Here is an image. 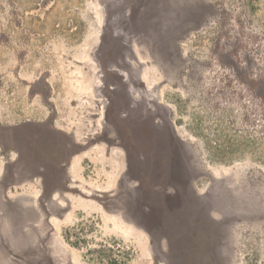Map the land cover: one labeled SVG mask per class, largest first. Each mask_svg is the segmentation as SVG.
Here are the masks:
<instances>
[{"label": "rangeland", "instance_id": "rangeland-1", "mask_svg": "<svg viewBox=\"0 0 264 264\" xmlns=\"http://www.w3.org/2000/svg\"><path fill=\"white\" fill-rule=\"evenodd\" d=\"M249 94L264 0H0V264H264Z\"/></svg>", "mask_w": 264, "mask_h": 264}, {"label": "trees", "instance_id": "trees-1", "mask_svg": "<svg viewBox=\"0 0 264 264\" xmlns=\"http://www.w3.org/2000/svg\"><path fill=\"white\" fill-rule=\"evenodd\" d=\"M258 0H251L252 3H256ZM248 88L250 84H247ZM248 96L251 99L248 101L251 103V107H254V110H250L249 107L244 106V114L242 119V129L241 130H231L234 128V123L231 122V127H228V130L231 132L230 135H225L224 130L214 129L210 139V147L217 153L221 154H231V153H240V154H251L253 159L259 163H264V95L258 96L255 99L252 94ZM247 96V97H248ZM244 99V95L240 94V100ZM234 104V103H233ZM262 122L260 129L258 130V135H253L251 129L258 122ZM227 151V152H226ZM235 159L230 161L220 160L221 163H232ZM257 255L249 254L245 261V264H259L257 261ZM115 264H122L119 261H116Z\"/></svg>", "mask_w": 264, "mask_h": 264}]
</instances>
